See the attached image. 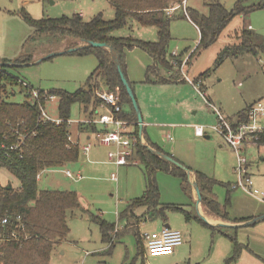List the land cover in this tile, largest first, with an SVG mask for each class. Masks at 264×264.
I'll list each match as a JSON object with an SVG mask.
<instances>
[{
  "label": "rangeland",
  "instance_id": "rangeland-1",
  "mask_svg": "<svg viewBox=\"0 0 264 264\" xmlns=\"http://www.w3.org/2000/svg\"><path fill=\"white\" fill-rule=\"evenodd\" d=\"M26 1L28 2L26 3ZM220 3L229 12H232L239 4L245 9V13L235 16L223 30L217 42L208 48H198L201 40L199 30L184 17L187 8L207 16L210 8L206 0H186V10L183 9L174 16L170 28L173 40L170 43L169 51L172 53L176 49L184 54L185 59L190 58V60L187 67H183V61L182 63L178 61L176 68L170 70L180 73V77H183L182 71L184 70L188 72L191 80L199 79L208 101L211 98L213 106L230 120L248 107L258 102H264V69L259 62L260 57L264 60V53L260 52V46H264V0H242L241 2L240 0H220ZM24 11L37 20L58 19L63 16L82 14L85 20L89 21L100 13L106 20L115 18L114 11L106 0H0V60L4 56L3 59L14 61L31 55L36 48H39L41 53L45 49H40V43L44 42V38H34V41L31 40L27 43L33 37L34 29L24 21ZM129 23L116 34L150 41H155L158 38L156 28L142 27L133 20ZM243 29L251 30L254 33L253 43L258 44L257 48L254 46L255 51L242 52L239 55L230 52L231 55L220 62L219 57L225 47L240 42ZM61 42H57L54 46L57 47ZM140 51H132L127 54L132 66L138 64L139 55H145ZM32 54L36 57L40 53L36 51ZM40 61L8 68L9 72L20 80L18 86L10 89L17 93V96L12 98L13 102H23L27 99L24 92L26 83L34 91L46 94L51 90L75 93L86 85L89 74L97 68L98 64L94 55L56 56L51 60ZM172 64L174 65V62ZM170 87L165 88L162 95L163 98L174 102L175 90L172 86ZM146 91L147 99L160 100L159 90H155V95H152L150 90ZM213 106L201 111L197 117L201 118L200 124L204 127L218 124L219 118ZM45 109L52 117L57 118V101H47ZM139 110L141 113L140 107ZM81 119L79 106L74 105L71 111V121L75 125ZM151 122L183 124L187 121L183 119L182 115H161L152 117ZM260 122L264 124V118ZM146 130H150V127H146ZM155 130L158 131V129ZM202 138H204L203 144L194 141L192 143L194 153H192L193 149L189 152L192 162L196 166L192 169L217 172L224 183L234 181L236 173L238 180L237 168L233 174L231 156L228 152H224L225 149H229V145L224 144L226 143L224 139L221 136L215 137L213 140ZM159 144L162 146L160 142ZM221 147L224 153L221 152ZM261 156H264V153ZM84 159L81 154L77 165L73 164L69 170L76 172V169L86 161ZM258 161L264 165L262 159ZM236 163L237 157L235 156L234 164L238 167ZM110 164V167L103 168L96 176L83 171L85 179L82 182L68 179L63 173L66 170L61 168L48 170L43 175L42 172L40 173L43 182L48 180L53 184L46 185L41 182L42 189L48 187L60 191H75L81 201V207L68 215L70 234L66 240L56 246L50 264H229L227 260L233 255L234 244L220 233L213 234L212 230L203 224L202 217V219L199 218L201 221L187 222L185 214L179 211L169 212L167 225L175 230H180L184 236V243H189L185 255L178 259L171 256H143L141 252L145 247H143L144 242H140L134 232L127 231V218L123 217L121 213L126 210L129 202L143 195L145 190L144 168L135 166L137 164L121 167L113 163ZM193 173L195 174L192 172L189 175L190 181ZM113 175L116 179H113ZM156 180L160 187L162 203L181 207L192 213L194 211L196 214V210H193V208L196 209V204L193 203V194L184 189L179 177L158 172ZM0 181L6 186L12 185L15 188L19 185L17 178L6 169L1 170ZM259 191L264 194V190ZM214 193L221 204L226 205L229 209L233 219L246 216L245 214L248 212L246 207L249 204H264L263 199L241 189L233 190L228 197L227 189L218 185L214 188ZM102 221L115 225L116 231L120 232L119 236L113 234V247L112 244L103 240L100 226ZM164 224L159 219L140 226V238L143 240L141 233L152 232ZM246 238H243L244 242H247ZM226 251H229V255L225 254ZM236 264H264V261L244 250L243 257Z\"/></svg>",
  "mask_w": 264,
  "mask_h": 264
},
{
  "label": "trees",
  "instance_id": "trees-1",
  "mask_svg": "<svg viewBox=\"0 0 264 264\" xmlns=\"http://www.w3.org/2000/svg\"><path fill=\"white\" fill-rule=\"evenodd\" d=\"M109 1L116 7L113 20H106L102 14L96 15L89 21L79 14L58 19L37 20L26 11L23 13L24 21L34 29V35L27 43L34 38H44V42L40 43V49L66 39H78L88 43L86 46L77 48L73 54L94 55L98 65L88 78L86 85L77 92L69 93L63 90H51L48 94L38 92L40 99L36 101L27 95L31 87L25 84L24 92L27 99L23 102H13L12 98H15L17 93L10 89L18 86L20 80L8 70L14 66L6 64L32 63L34 59L32 53L38 51L39 48L34 49L31 55L24 58L14 61L0 60V173L2 169H6L19 181L16 188L12 185L6 186L0 181V264H50L54 249L70 234L68 215L80 208L78 194L75 191L42 190L39 186V175L44 170L62 168L80 159V146L73 147L69 140L70 125L67 122L71 119L72 107L79 104L85 107L86 114L90 113L92 107L100 104L96 90L105 85L111 92L116 89L121 92L123 111L120 118L139 123L138 114L119 71L120 66L126 76L124 64L126 51L140 47L154 56L156 64L149 68L147 82L150 81L149 75L156 74L163 65L173 69L178 64V61H174V66L167 60L168 49L173 40L170 30L171 22L174 20V15L169 12L177 7L186 10V0ZM206 1L210 8L207 16L195 10L190 11L188 8L184 16L189 18L199 30L201 40L198 48H208L216 43L231 20L245 13V9L239 4L232 12H229L220 0ZM132 20L142 27H156L158 41L141 42L134 38L124 39L114 36V33L125 28ZM254 37L251 30H241L240 42L225 47L220 54L219 61L223 62L231 55L230 52L239 55L242 52L255 51L254 46L257 48L258 44L253 43ZM91 42L108 44L111 49L94 48L89 45ZM260 47V52L264 53V46ZM157 81L163 82L164 80L157 78ZM194 81L195 83L200 82L199 79ZM50 95L56 96L59 100L58 114L64 121L60 126L39 121L41 110L46 107L47 103L45 96ZM248 110L249 107L231 122L247 121ZM93 114L91 112L90 117ZM90 125L94 126V124ZM135 134L140 138V126H137ZM20 135H28L25 144L18 152H12L7 156L4 147L19 143ZM258 144H264V139ZM169 156L174 158L172 155ZM132 159L144 166L147 184L144 195L132 201L129 206L127 212L130 213L129 216L133 215L132 217L137 222H153L159 219L167 222L169 212L179 211L184 213L187 219L191 218L185 209L164 205L160 202V190L156 180L157 172L163 171L180 177L186 185L188 183L187 172L172 166L141 142L137 143ZM206 180L208 181L205 176H198L201 193L205 189ZM206 202L212 210L219 209L220 205L217 202ZM141 207L147 209L146 213L140 217L135 216V208ZM4 220L6 224H3ZM100 223L103 240L112 244L113 247L114 235L119 236L120 232L116 231L115 225H110L105 221ZM127 231L134 232L140 242H144L140 238L138 227L129 226ZM216 231L219 230L216 229ZM14 233L17 239H14ZM222 234L234 243V253L227 262L235 263L240 259L243 247L234 233ZM141 254L143 256L147 254L145 247Z\"/></svg>",
  "mask_w": 264,
  "mask_h": 264
},
{
  "label": "crops",
  "instance_id": "crops-1",
  "mask_svg": "<svg viewBox=\"0 0 264 264\" xmlns=\"http://www.w3.org/2000/svg\"><path fill=\"white\" fill-rule=\"evenodd\" d=\"M106 1L110 4L111 8L114 11V14L116 15V7L112 5L109 0H106ZM27 2L28 1H26V3ZM175 9L177 10L173 11L171 15L175 16L182 10L178 7ZM79 15H81L84 18V15L82 14H79ZM186 19L190 21L189 18H186ZM145 28H153V27H145ZM121 30H118L117 32H120ZM115 34L116 33H114V36L117 38H124V39L134 38L135 40H139L141 42L158 41V38L155 41L154 40L150 41V40H145V39L143 40L141 38H135L134 36L123 37L119 34H116V35ZM157 34H158V29H157ZM86 45H88V43H85L84 41L78 40V39L63 40L60 43V45H57V47H55L54 45H49L47 48L43 49L42 53L40 50H38L37 52H39L40 54L34 57L32 64L39 62L40 59H44L52 53L63 52V54L59 56H65V55L78 56V55L73 54V52L68 53V51H70L71 49L81 48ZM132 51H140L145 54L143 56L139 55L138 64L136 66L135 65L132 66L130 64L129 58H127V54H129V52H132ZM183 55L184 54L182 52H179L176 49L172 51V53L168 51L167 60L170 63H173L174 60L182 62L186 58ZM3 57L4 56H2L1 59H3ZM51 59L53 58H50L47 60H51ZM124 64H125L126 77L133 88L134 94L137 96L136 100H137L138 106L140 107L141 113H142L143 130H142V135L141 133L139 135H140V138L142 136V140L144 141L143 145L148 146L156 154L158 153L160 157L164 155L171 157L169 155H172L174 158L172 157L171 158L175 161L176 164L171 163L168 160H165V161L172 164V166L178 167L179 169H182L187 172L188 183L186 185L182 181V179L180 177L179 178L182 182L184 189L187 192L193 194V203L196 204V209L193 208V210H196V214L194 213V211L193 213L191 211H187L189 212L190 217H191L189 218L190 220L186 218L187 222H191L192 220L201 221V219L203 218L202 221L205 222L203 224H206V227L208 225L207 228L211 229L212 232H215L213 234L220 233V235L227 238L222 233H229V234L234 233L237 237V240L239 239L238 242L243 247L240 258L243 257V252L244 250H246V252H250L252 256H255L261 259L262 261H264V204L262 203H260L262 205L249 204V206L246 207V211H248L245 214L246 216L233 219L229 213V209L226 207V205L221 204V202L218 200V197L214 193V188L218 185L224 186L227 189L228 197H230V194L233 191L231 189L232 183L237 181V175L235 173V168L237 167L234 164L235 156L237 157L235 150L232 147L228 146L226 143L224 144L228 146L229 149H225L224 151L221 147V150H222L221 152L223 151L228 152L231 156V160H232L231 166L234 168L233 174L235 173V177H236L235 180L232 182L231 181H229V183L222 182L223 180L218 176L217 172H206L202 169H197L195 171L192 169V167H196L195 164H193L192 162V159H191L192 156L189 155V152L191 151V149L194 148L192 143L194 141H198L199 143L203 144L204 142V138L196 134V127L202 126V124H200L202 122L201 118H197V117L199 116L201 111L207 110V108L209 107V104L207 103V101L201 96L200 91L194 85L189 83L187 80L183 79V77H180V75L177 72L170 70L168 66L166 67L164 65L158 70L156 74L149 75L150 81L147 82L148 70L150 67H152L156 63L154 60V56H152L150 53L146 52L140 47H136L134 49L126 51ZM93 72L89 74V77ZM157 78H161L164 81L163 82L157 81ZM198 82L199 81H197V83ZM170 86H172L175 90L174 92L175 98L173 99L175 100L174 102L173 101L170 102L169 99L163 98L164 96L162 95L163 90L165 88H171ZM101 88H105L108 90V88L105 85H102ZM202 88L203 87H201V91L204 92ZM146 90H150L152 95H155L154 93L156 92L155 90H159L158 96L160 97V100H157L156 98L147 99ZM209 99L210 100L208 102H210L213 105V101L211 100V98ZM56 101L59 102L58 98ZM76 105L79 106L80 113L82 115V119L80 121H84L90 118L96 119L99 117L97 115H106L108 113V109L104 106L102 101H100V104L96 105L95 107H92V109L90 108L91 112L94 113L92 117H90L91 112L86 114L85 107H82L79 104H76ZM208 110L210 111V109ZM192 114H193V117H192ZM161 115H167V116L182 115L183 119L187 122L183 124H174V123L173 124H162V123L157 124V123L151 122L152 117H158ZM57 117H59V114ZM236 117L230 120L234 121ZM72 124L70 126V136L73 139V141L79 143L80 148H81V154L84 156L85 158L84 160L86 161L79 168L76 169V172H72L71 170H69V168L73 166V164L77 165V162L80 159L77 162H74L72 164L66 165L65 167H62L61 169L66 170V171H63V173L68 179L72 181L82 182L85 179L84 178L85 176L83 175V171L92 176H96V175H99V172L103 170V168H107L111 166L108 160V154L113 149V147H107V146L104 147L100 145L98 143V135L99 133L107 129L113 128V127L107 128L101 124H96L94 126L90 124H75V125L73 124L74 125L73 126ZM172 125H175V126L170 127ZM146 127L147 128L150 127V130H146ZM136 128L137 126L135 127V131H136ZM155 129H158V131H156ZM218 136H219L218 134L216 135V133L208 129L204 137L206 140H213L215 137H218ZM164 137L167 139H165ZM175 140H177V142H175ZM159 142L162 144V146L159 144ZM89 144H91L92 147L89 153L86 154L82 148ZM192 153H194V149ZM262 153H264V144H261V145L260 144H247L241 150V154L244 155L248 159V174L253 180L254 187L258 190H264V165L260 164L258 161L262 159V162H264V156H261ZM257 156H259V159H257ZM236 164L238 166V157H237ZM135 166H142L144 168V166L141 165L139 162ZM261 169H262V172H261ZM47 171L48 170H44L42 172V175L46 173ZM144 171H145V168L143 172ZM68 172L71 173V176L67 174ZM159 172H163V171H159ZM192 172H195V174L193 173V177L190 181L189 175H191ZM42 175L39 176L40 188H41V182H43ZM199 175L205 176L208 179V181L206 180L205 189L202 190V193L199 188V182H198ZM144 178H145V190L143 192V195L146 191V184H147L146 177L144 176ZM43 183L46 185H53L48 180H44ZM197 187L200 190V195L197 192ZM42 190L60 191V190L51 189L48 187L43 188ZM159 190H160V187H159ZM65 191H69V190H65ZM160 196H161V192H160ZM78 197L80 200L79 195ZM141 197H138V198H141ZM205 200L208 202L209 201L217 202L220 205L219 209H217V211L212 210V208L208 206ZM132 201L129 202V204L126 206V210L122 212L121 215L127 218L126 220L128 223L127 227L134 225L138 227L140 230V226H143L150 221L137 222L135 218L132 217L133 215L129 216L130 213H127V212H128V208L131 205ZM164 205H167V204H164ZM80 207H81V201H80ZM146 210L147 209L145 207H141L137 209L135 208L134 215L137 217H140L144 213H146ZM164 223L165 224L162 227L154 231L162 230L167 225V222H164ZM216 229L219 231H216ZM177 231H180V230H177ZM247 232H248V235L246 236ZM243 238H246L247 242H244ZM245 243H248V244H245ZM188 244L183 243V245H181L175 250L174 255H172L171 257H174L175 259L183 257L185 253L187 252ZM234 250L235 248L233 249V253H234ZM228 253L229 251H226L225 254L229 255ZM230 258H228V260ZM238 261L235 262L234 264L238 263Z\"/></svg>",
  "mask_w": 264,
  "mask_h": 264
},
{
  "label": "built area",
  "instance_id": "built-area-1",
  "mask_svg": "<svg viewBox=\"0 0 264 264\" xmlns=\"http://www.w3.org/2000/svg\"><path fill=\"white\" fill-rule=\"evenodd\" d=\"M176 9H171L170 13ZM176 54V53H175ZM176 56V55H175ZM190 58L183 61V67H187ZM259 62L264 69V60L260 57ZM183 79L187 80L189 83L194 85L199 91L201 96L207 101L209 106H213L208 102L207 96L201 91V81L195 83L191 80L186 71H182ZM27 95L33 100L40 99V94L34 91L32 88L29 89ZM96 96L108 109L106 115H97L98 118H90L84 121H78V124H101L107 129L98 135V143L103 146L113 147V149L108 154V160L119 167L130 166L138 164V161L133 160L132 156L134 154L135 147L138 142L144 144L141 138H138L135 134V127L140 126L139 123L130 122L120 118V114L123 111L122 105V95L119 89L111 92L105 88H100L96 90ZM46 101H56V96H45ZM214 107V106H213ZM216 110L219 121L217 125L212 127L197 126L196 134L198 136L204 137L206 135V130H211L212 132L221 136L227 145L232 147L238 157V167L237 174L238 180L236 183L232 184V190H243L248 194L257 196L264 200V194L254 187L252 178L248 174V160L242 156L241 150L247 144H258L259 141L264 139V124L260 122L264 118V102H258L249 107L247 112L248 120L245 122H231L226 118L219 110ZM39 121L45 123H53L60 126L64 121L60 117H52L45 108L41 110V115ZM69 125L72 124L71 119L67 122ZM28 135H20L18 142L10 147H4L6 149V155L9 156L12 152H18L22 146L25 144ZM71 145L73 147L80 146L78 142L73 141L71 136L69 137ZM92 145H86L83 147V151L88 154ZM71 176V173H67ZM113 179H116L113 175ZM6 224V220L3 221ZM17 239L16 234L14 233ZM143 238L145 248L147 250V255L149 257H161V256H172L175 250L183 245L184 236L182 232L172 229L171 227L165 226L160 231L154 232H144L141 233Z\"/></svg>",
  "mask_w": 264,
  "mask_h": 264
},
{
  "label": "water",
  "instance_id": "water-1",
  "mask_svg": "<svg viewBox=\"0 0 264 264\" xmlns=\"http://www.w3.org/2000/svg\"><path fill=\"white\" fill-rule=\"evenodd\" d=\"M89 45H91L92 47H94V48H109V49H111V47L108 45V44H104V43H95V42H91V43H89ZM77 49H71L70 51H68V53L69 52H74V51H76ZM65 53V52H64ZM61 54H63V52H59V53H52V54H50V55H48L46 58H44V59H42L41 61H43V60H47V59H50V58H54V57H56V56H59V55H61ZM40 61V62H41ZM7 66H16V65H14V64H12V63H8V64H6ZM119 71H120V75H121V79H122V81H123V84L125 85V87H126V90H127V92H128V94H129V96H130V98H131V100H132V102H133V105H134V107H135V109H136V112H137V114H138V118H139V124H140V133H141V135H142V130H143V118H142V115H141V113H140V110H139V106H138V103H137V100H136V96H135V94H134V91H133V88H132V86H131V84H130V82L128 81V79H127V77L125 76V74H124V72H123V70L121 69V67L119 66ZM150 149V148H149ZM151 151H152V149H150ZM158 154V153H157ZM159 155V154H158ZM162 158L163 159H165V160H168L169 162H171V163H175V161L171 158V157H168V156H162ZM176 164V163H175ZM197 192L199 193V195H200V190H199V188L197 187ZM167 227H170L169 225H166Z\"/></svg>",
  "mask_w": 264,
  "mask_h": 264
}]
</instances>
